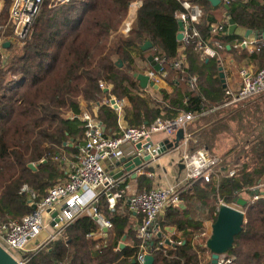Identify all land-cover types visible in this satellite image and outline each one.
I'll return each instance as SVG.
<instances>
[{
	"label": "trees",
	"instance_id": "1",
	"mask_svg": "<svg viewBox=\"0 0 264 264\" xmlns=\"http://www.w3.org/2000/svg\"><path fill=\"white\" fill-rule=\"evenodd\" d=\"M61 1L54 6L48 2L43 5L30 37L18 46L17 42L6 40L10 32L6 22L11 0H0V224L20 219L31 211L27 194L20 192L23 184L40 199L49 186L64 176V152L76 153L83 136L81 121L77 117L68 119L66 115L80 113L81 97L89 102L107 97L108 93L98 85L103 81L112 85L111 95L129 101L130 106L124 108V119L130 126L150 124L157 117L174 118L183 110L200 113L193 120L195 127L189 125L192 121L186 127L190 136H196L190 143L191 149L201 145L211 149L217 133L226 126L222 119L229 114H233L231 119L239 125L246 113L259 115L257 134L254 136L256 132L251 130L235 153L239 170L232 176L221 174L218 187L214 181L187 183L181 191L185 208L164 210L157 218L161 234H154L149 245L153 264H199V256L188 238L202 225L201 209L209 207L210 214L213 210L217 214V197L230 203L244 193L248 202L244 207L245 222L223 255L231 258L226 264H264V196L254 201L250 196L264 177V112L259 106L237 110L244 100L224 105L225 87L219 76L218 56L208 61L198 60L188 48L187 67L183 70L172 67L180 45L175 17L176 12L183 10L180 1L141 0L126 34L118 30L133 0ZM195 2L205 12L212 13L197 25L203 36L207 35L209 24L216 23L225 10L237 26L251 29L264 38V0H233L228 10L221 3L211 6L208 0ZM241 37L227 34L222 38L225 48L219 53L233 51V42ZM145 40L152 43L148 51L140 49ZM4 42L9 45L2 46ZM132 53L144 62L150 54L165 59V79L170 84L176 83L172 93L159 88L163 104L157 105L153 99L137 93L139 84L132 73L138 69ZM249 56L263 59L264 42L260 51ZM195 74L197 88L192 90L187 81ZM97 117L105 132L118 131L115 110L101 105ZM249 159L250 162L246 161ZM29 163L36 168H30ZM138 186L142 188L141 183ZM192 195L198 207L190 203ZM96 208L113 225L105 238L90 235L98 226L85 209L75 215L60 238L20 254L26 259L25 264H139L136 254L140 240L132 228L135 215L123 201L110 212L103 197ZM215 219L216 215L212 223ZM166 227H174L175 232L168 233ZM163 234H170L171 244L166 245ZM120 243L124 247L119 248ZM156 246L160 248L156 250Z\"/></svg>",
	"mask_w": 264,
	"mask_h": 264
},
{
	"label": "built area",
	"instance_id": "2",
	"mask_svg": "<svg viewBox=\"0 0 264 264\" xmlns=\"http://www.w3.org/2000/svg\"><path fill=\"white\" fill-rule=\"evenodd\" d=\"M179 1L183 10L176 12L175 17L182 22L183 29L181 31L182 37L179 40V51L171 65L175 69L183 70L187 67L186 52L188 48H191L202 59L208 56H218L219 51L224 50L225 45L222 38L228 34V19L230 16L224 10L221 20L217 23L209 24L208 33L203 36L197 26L204 16V10L201 5L195 0ZM232 1L221 0L220 3L229 5ZM46 2L51 4L55 0H11L8 11L10 32L6 36V40L24 43L30 37L33 24ZM140 5L141 0H133L129 3V6L137 8ZM129 29L130 23L126 22L123 32L127 33ZM1 41H4V39ZM263 42L264 38L259 35L242 36L239 39H235L233 47L244 48L251 53L258 52ZM4 43L2 46H4ZM155 60L160 65V70L155 71L151 68L145 74L150 80L159 84L160 81L166 78L167 71L163 69L164 58L155 56ZM238 75L240 87L237 90L225 88L226 101L224 105H235L242 100L264 92V57L261 67L251 70L243 66L238 70ZM187 84L190 89H196L197 76L191 75ZM98 85L104 92L109 93L108 83L99 81ZM104 97V103L107 106L120 111L122 108L120 100L109 94ZM199 115L200 113L194 111L183 110L174 118L157 117L150 124H141L139 126L124 125L119 127L118 132L113 135L104 131L101 120L92 112L83 111L78 115H70L71 118L77 117L82 123L83 136L80 142H83L84 145L77 144L78 151L74 155V161L68 167L64 177L59 178L53 185L49 186L46 194L40 199L37 198L35 191L27 184H23L20 187V192L27 194L28 205L31 207L35 204V209L31 208V211L20 219L0 224V245L19 264H25L26 259L21 257L20 254L28 252L27 244L29 240L35 238L42 230H47V228L52 230L47 241L60 238L64 229L75 215L85 209L88 210L98 226L97 231L90 233V235L95 238H105L106 231L110 230L113 225L111 220L96 208L99 198L103 197L110 212L116 209L119 201H123L129 212L140 216L134 231L136 237L140 240L136 260L139 264H143L144 256L150 254L149 241L159 230L157 218L168 207H180V188L183 182L187 184L194 181L203 183L214 181L216 187H218L223 170L228 176H232L235 173L234 169L228 170L221 156L212 153L205 146H198L189 150L188 144L192 137L186 133V127L189 122ZM180 129L183 130L184 134L182 139L184 149L180 153L178 164L181 163L183 165L184 181H179L172 185L138 190L134 180L125 181L115 177L111 169L117 166L116 162L120 161L121 158L128 161L136 156L144 157L147 155L149 156L148 161H155L162 152L160 151L161 144L154 142L153 136L160 132L173 136ZM138 145L140 148L137 147ZM137 168L135 169L136 175L143 174L142 171H136ZM254 189V191L259 190L258 186H255ZM261 196H264V194L257 191L252 196L251 201ZM220 204L226 203L223 199H220ZM227 205L233 206L231 204ZM53 210L57 211L55 217L51 216V211ZM44 214L48 222L44 221ZM52 222L53 224H51ZM103 229L106 230L103 231ZM210 234L211 231L208 232L206 229H202L192 235L193 242L191 245L199 256V264H205L200 257L199 251H201L202 247L209 251L206 246V240ZM159 248V246L155 247L156 250ZM229 262H231V258L221 255L218 264Z\"/></svg>",
	"mask_w": 264,
	"mask_h": 264
},
{
	"label": "crops",
	"instance_id": "3",
	"mask_svg": "<svg viewBox=\"0 0 264 264\" xmlns=\"http://www.w3.org/2000/svg\"><path fill=\"white\" fill-rule=\"evenodd\" d=\"M240 1L245 2L247 0H240ZM1 6H2V3L0 2V8H1ZM137 9H138L137 7H133V6L128 7V13H127L125 19L123 20V22L121 23V26L119 27V30H118L119 33L126 34L123 32L124 24L126 22L131 23L132 17H133V15ZM223 13H224V10L221 11V18L223 16ZM211 15H212V13L210 14V13L204 11V16H203L202 20H205L208 16H211ZM221 18L220 19L218 18L216 23L218 21H220ZM207 22L208 21L206 20L205 23H207ZM246 30H247V28L237 26L234 33L239 34L241 36H244V33ZM251 35L255 36V35H259V34L258 33L255 34V32L253 31V33H251L249 36H251ZM178 51H179V48H178L177 52ZM243 52H244V54H242ZM250 54H251V52H249V50H246L244 48H240V49L234 48L233 51H231V52L219 53L218 58H217L219 61L217 67L221 66L222 72L224 74V76H223L224 81L222 82L223 87L230 88L232 90H237L240 87V78L238 75V70L241 67L244 66V67H248L251 70H256L262 66L263 59H261L259 57L249 56ZM196 55L198 57V60L205 59V61H208L212 57V56L211 57L208 56V57L202 59V58H200V56L198 54H196ZM132 56L134 59V64L136 65V68L138 69L137 73H146L147 70L152 68V66L149 64L148 61L147 62L142 61L139 58V56H137L135 53H132ZM236 66L238 67L237 69H235ZM133 73H135V72H133ZM133 73H132V75H133ZM175 83L176 82H174V84H170L166 81V79H163L162 81L159 82V88H165L168 90V92L172 93L174 90V87H175ZM176 86H178V85H176ZM108 87H109V89H108L109 93L108 94L110 96H114V95L110 94V90L112 88V85L109 84ZM159 88L157 90H155L149 86L146 88H141L139 86L137 93L142 97H149V98L153 99L155 102H157V105H161V104H163V102L161 101V95L158 93ZM114 97L116 99L120 100L121 106H122L120 111H117V110L112 108L117 113V124H118V128H119V127L126 125V121L124 119V108L129 107L130 103L127 100V98H124V97L117 98L116 96H114ZM104 102H105V97H102L101 100L98 102H89V101L85 100L83 97H81V98H79L80 112L89 111V112H92L93 114L97 115L99 107L101 105H106ZM255 106H259L260 110H262L264 112V92L245 99L244 102H242L239 105V108L237 110H241V109L250 110L252 108L255 109ZM195 120H197V119L195 118ZM223 120H225V117L223 118ZM194 121H192L189 124V125H191V127H195L196 123ZM80 126L82 127V123ZM117 132L116 131H109V134L113 135ZM186 133H188L187 129H186ZM176 134H177V132L173 136H168L165 133H163V134L161 133L160 135L156 134L157 138H153V141L157 142V143H161L163 141H167L169 143H174L175 138H176ZM191 137H192V139L190 140V142L188 144L189 150H191L190 143L194 142L196 139L195 135H191ZM201 146H203V145H201ZM183 149H184V145H183L182 139H181L178 141L177 147H172L170 149H167L165 152H163L159 156V158L157 160L143 162V164L141 166H139L136 170L138 172L142 171L143 174L136 175V177H132V174L130 172L129 173L126 172L124 170V167L122 164L113 167L111 169V171H113L114 174H120L121 173V175L119 176V178L121 180H125V181L129 180V179L134 180L138 190L148 189V188L156 187V186L172 185V184H175L179 181H184L183 180L184 171L182 168L180 169L179 164H178V159H179L180 153ZM207 149L209 151H211L210 148H207ZM77 151H76V153H77ZM226 157H228V154L224 155V158H226ZM230 158L231 159H228V160L226 159L227 163L224 162V165H226L228 167V170L234 169L237 172V170H239L240 165L235 160V158L233 159V156H231ZM62 163H64L63 172L65 175V172L68 170V165L66 164L67 163L66 159H64L62 161ZM233 164H234V166H232ZM223 174H226L225 170H223ZM138 183L142 184L141 189L139 188ZM201 183H203V182H201ZM186 185L187 184H185L184 182L182 183L181 188H180L181 191L183 190L184 187H186ZM258 185H259V187H258L259 191L263 192L264 191V177H263L261 183ZM238 197L246 198V195L244 193H240V194H238ZM189 199H190L191 204H194L195 206L198 207V203H197L194 195L190 196ZM219 200L220 199L217 200V206L219 205ZM229 204L233 205L234 207H238L237 204L235 202H233V200ZM180 208L181 209L185 208V204L183 203L182 199H181ZM209 212H210L209 207H205V208H203V210L201 209L200 217L203 218L202 225L193 234L197 233L198 231H200L202 229H206L208 232L211 231L212 217H214V215H216V211L213 210V212H211V214ZM133 218L134 219H133L132 228L134 230L135 226H136V222L140 219V216L135 215V216H133ZM157 226L159 229L158 223H157ZM165 229L170 234L175 232L174 227H166ZM159 231H160V229H159ZM51 233H52V230L51 231L46 230L45 232L39 233L35 238L29 240V242L27 244L28 251H34L37 248H39L42 244H44L47 241V238ZM170 234H163V236L165 239H169L172 242ZM179 234H180V232H177V235H179ZM192 235L188 238V241L190 242V244H192V242H193ZM194 243H196V241H194ZM126 244H130V242H127ZM199 253H200V257L203 260V262L205 264H207V262L210 261V254H211L210 251H207L206 249L202 250V248H201V251H199Z\"/></svg>",
	"mask_w": 264,
	"mask_h": 264
},
{
	"label": "water",
	"instance_id": "4",
	"mask_svg": "<svg viewBox=\"0 0 264 264\" xmlns=\"http://www.w3.org/2000/svg\"><path fill=\"white\" fill-rule=\"evenodd\" d=\"M212 6H217L220 4L221 0H208ZM223 7L228 10L229 6L223 4ZM226 14H228L226 12ZM228 34H233L235 29L237 28L236 22L229 17L228 19ZM177 25H178V31L176 34V39L179 41L182 37V29H183V24L180 20H177ZM251 33H253V30L247 29L244 33V36L247 37ZM256 34V33H255ZM9 43L6 42L4 43V46H8ZM229 47V46H228ZM152 48V43L150 40H145L141 45L140 49L142 51H147ZM147 61L149 64L152 66V68L155 71L160 70V65L156 62L155 56L152 54L147 56ZM121 65V63H119ZM219 69V76L221 78V81H224V74L222 72L221 66L218 67ZM133 76L136 77L138 80L139 86L141 88H146V87H152L153 89L157 90L159 88V84L153 82L152 80L149 79V77L145 73H133ZM113 102V100H111ZM68 119L71 118V116H67ZM183 130H178L176 134V138L174 143H169L167 141L161 142V152H165L167 149H170L172 147H177L178 141L183 139ZM73 142V139H70L69 145L71 146ZM80 145H84L83 142H79ZM140 148V146H137ZM149 156H144V157H134L131 160L125 161L124 158H121L120 161L116 162V165L122 164L124 167V170L126 172H130L132 174V177L136 176L135 169L143 164V162L148 161ZM28 166L32 169L36 168L35 164L29 163ZM180 169L183 168V165L180 163L179 164ZM115 177H119L120 174H114ZM257 191H252L250 193V196H253L256 194ZM264 194V192H261ZM233 202L237 204L239 207H233L227 204H220L218 206V211L216 214V219L211 225V234L209 238L206 240V246L210 251V261L209 264H218L220 256L223 255L233 244L234 241V236L238 234L241 229L242 225L245 222V211L244 207L248 204L247 200L244 198L236 197L233 198ZM32 209H35V204L31 206ZM243 208V209H241ZM57 211L53 210L51 211V216L55 217ZM53 224V222L51 223ZM106 229H103L105 231ZM158 235L161 234V232H157ZM166 244H171L172 242L169 239H165ZM124 247V243L119 244V248ZM134 262V260L132 261ZM0 264H19V262L4 248L0 245ZM143 264H153V256L151 254H146L144 256V262Z\"/></svg>",
	"mask_w": 264,
	"mask_h": 264
},
{
	"label": "rangeland",
	"instance_id": "5",
	"mask_svg": "<svg viewBox=\"0 0 264 264\" xmlns=\"http://www.w3.org/2000/svg\"><path fill=\"white\" fill-rule=\"evenodd\" d=\"M67 0H62L60 3L62 2H66ZM59 2V0H55V2L51 3L50 6H54L56 5L57 3ZM6 27H8V20L6 22ZM21 44V43H19ZM18 45V43L16 44ZM20 46V45H18ZM148 51V50H147ZM120 66V65H119ZM238 67L236 66L235 69H237ZM233 109H236L233 108ZM70 114H67V116H69ZM233 116V114H229V116L226 118L225 117V120L221 121V122H224V124L226 126H223L224 127V130H221L220 132L217 133V136L215 137V140H214V146L211 148V152L214 153V154H217L219 156H221L223 158V162H226L227 163V160L228 159H231L230 157L233 156V159L235 158V153L236 151L238 150V148L240 147L241 143H242V140L243 138L245 137H248L249 135V132L252 130L253 132H258V128H260V124H259V115L258 114H251V113H246V116H245V120L244 121H241L240 125L239 123L234 120V119H231ZM253 121L254 123L253 124H249V122ZM127 125V124H126ZM264 127V126H263ZM257 132L254 134V136L257 134ZM163 134V132H160V133H157V135H160V134ZM157 135L155 134L153 136V138H157ZM71 147V146H70ZM76 153L74 152H64V159H66V164L68 165V167H70L74 161V155ZM228 154V157L224 158V155H227ZM231 155V156H230ZM227 159V160H226ZM248 162H250V159L249 160H246ZM234 166V164L232 165ZM259 187V185H256ZM213 195H211L209 198H210V203L213 202ZM215 199V198H214ZM218 199H222L221 197H217V200ZM226 203V202H225ZM226 204H229V203H226ZM104 216L105 214L103 212H101ZM44 221L45 222H48V219L46 217V215L44 214ZM47 230L51 231L50 228H47ZM46 230H42L41 232H45ZM40 232V233H41ZM16 254H18L16 252Z\"/></svg>",
	"mask_w": 264,
	"mask_h": 264
}]
</instances>
